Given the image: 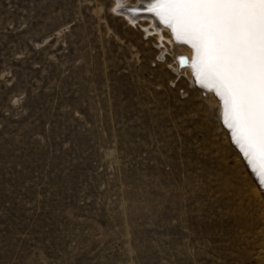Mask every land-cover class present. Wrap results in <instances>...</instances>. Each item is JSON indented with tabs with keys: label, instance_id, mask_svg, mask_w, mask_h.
Segmentation results:
<instances>
[{
	"label": "rangeland",
	"instance_id": "374dc122",
	"mask_svg": "<svg viewBox=\"0 0 264 264\" xmlns=\"http://www.w3.org/2000/svg\"><path fill=\"white\" fill-rule=\"evenodd\" d=\"M117 1L0 0V264H264L210 101Z\"/></svg>",
	"mask_w": 264,
	"mask_h": 264
},
{
	"label": "snow or ice",
	"instance_id": "6c2138e0",
	"mask_svg": "<svg viewBox=\"0 0 264 264\" xmlns=\"http://www.w3.org/2000/svg\"><path fill=\"white\" fill-rule=\"evenodd\" d=\"M116 10L149 14L170 32L173 70L188 68L218 98L231 142L264 188V0H137ZM181 43L190 56L177 53Z\"/></svg>",
	"mask_w": 264,
	"mask_h": 264
},
{
	"label": "bare ground",
	"instance_id": "6f19581e",
	"mask_svg": "<svg viewBox=\"0 0 264 264\" xmlns=\"http://www.w3.org/2000/svg\"><path fill=\"white\" fill-rule=\"evenodd\" d=\"M120 3H121L120 1H117L116 6L118 7V4H120ZM125 15L128 17V19L133 20V21L135 20L128 13H125ZM140 18L150 19L152 30H156L159 35H161L162 30L167 31L168 32V41L170 42L169 44L172 46V49H173V44H174L173 38L171 37L170 32L167 29H165L162 25L159 24V21H154V19L149 14H142ZM176 51L178 54H183L185 56H190V54H191L190 48L186 45H183L182 43L178 45ZM177 60H178V58H177ZM177 60H175L176 64H177ZM176 67H177V65H176ZM176 67L174 66L173 68L175 69ZM184 72L188 73V81H189L190 85L193 86L196 90L200 91L199 95L201 96V98H204L206 101H210L208 104L209 109H210V106H216L213 109V112H211V114H212L213 120L216 122V124L218 126L217 128H219L224 134L227 135V139H228V143H229L230 148L235 152V154L241 160L244 167H246L248 176L255 183V188H256L257 192H259L263 196V199H264V188L260 187L257 179L255 178L254 173H252L251 169L247 166V163L243 159L242 154L239 153V149L234 144H231L230 134H229L228 130L226 129V127L223 125L222 120L220 119V113H221L222 109L218 106V98L212 92H210L207 88H202L200 85L195 84L194 81L190 78V70L188 68H185ZM202 93L204 94V96L202 95Z\"/></svg>",
	"mask_w": 264,
	"mask_h": 264
},
{
	"label": "water",
	"instance_id": "95a60500",
	"mask_svg": "<svg viewBox=\"0 0 264 264\" xmlns=\"http://www.w3.org/2000/svg\"><path fill=\"white\" fill-rule=\"evenodd\" d=\"M202 95L204 96V94L202 93ZM231 144H233L232 142H231ZM256 178V177H255Z\"/></svg>",
	"mask_w": 264,
	"mask_h": 264
}]
</instances>
